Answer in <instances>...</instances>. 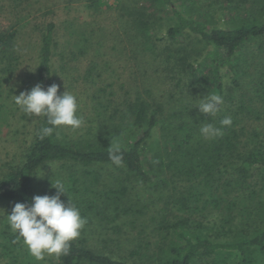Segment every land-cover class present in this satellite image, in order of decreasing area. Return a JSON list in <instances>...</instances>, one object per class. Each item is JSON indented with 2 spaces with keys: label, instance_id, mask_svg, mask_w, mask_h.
<instances>
[{
  "label": "trees",
  "instance_id": "16d2710c",
  "mask_svg": "<svg viewBox=\"0 0 264 264\" xmlns=\"http://www.w3.org/2000/svg\"><path fill=\"white\" fill-rule=\"evenodd\" d=\"M148 1L167 7L171 17L157 25L162 30L155 32V36L150 32L154 21L141 17L135 22L140 61L149 62L148 67L155 74L161 71L176 74L189 79L191 88H197L195 83H199L205 87L206 94L222 97L225 94L222 71L227 70L233 76V88L241 90L237 56L247 42L264 37V22L231 30H209L184 15L174 0ZM102 5L101 0L90 3L91 7ZM56 44L55 24L49 23L40 40L36 76L37 84L45 89L55 83ZM196 45H201L199 58L191 54ZM15 61L13 37L0 33V64L9 73ZM252 93L264 102V74ZM228 94V105L236 110L221 106L216 117L202 116L193 123L188 120L192 111L188 104L177 112L147 89L113 112L102 106L100 96L90 94L87 98L96 103L92 113L100 122L96 128L88 122L89 127L85 126L82 134L70 140L59 138L61 127L41 139L38 133L46 126V120L40 117L21 164L9 169L0 179V205L31 203L33 196L54 195V188L39 190L35 184L38 171L47 165L111 167L123 178L115 177L110 186L101 183L102 176L97 171L83 172V179L72 174L56 176L63 178L69 199L87 217L88 223L80 238L71 241L69 254L59 260L50 257L48 264H136L129 262V258L136 257L139 264H264V141H256L257 131L238 118L248 109L244 101L246 94L235 95V99L232 93ZM225 116H230L233 124L222 137L213 140L201 137L202 124L210 122L219 127L220 119ZM116 141L124 153L121 167L113 165L108 157L109 146ZM255 171H260L262 176L261 198L249 207L248 203L244 204L243 193L250 189ZM133 182L157 193L160 203L163 202V209H157L148 220L146 215L154 208L155 200L145 204L141 199L130 200L127 185ZM67 194L61 196L65 202ZM245 195L251 201L256 197L254 191ZM243 204L245 208H241ZM212 211L220 214L219 225L209 229L203 221L204 215ZM237 211L248 216L249 221L236 226ZM166 215L172 218L166 220ZM156 216L163 219L158 230L165 231V238L169 236L161 240H167L165 245L151 238L146 230V227L151 230L148 222L156 221ZM10 230L9 224L0 227V264H44L36 261L22 239L17 240ZM142 239L146 246L141 244ZM90 241L101 248H92ZM132 243L134 250L127 252ZM152 245L157 247L151 250ZM111 250L124 256L116 258Z\"/></svg>",
  "mask_w": 264,
  "mask_h": 264
},
{
  "label": "rangeland",
  "instance_id": "374dc122",
  "mask_svg": "<svg viewBox=\"0 0 264 264\" xmlns=\"http://www.w3.org/2000/svg\"><path fill=\"white\" fill-rule=\"evenodd\" d=\"M101 2L104 5L97 8L90 6L91 0H0V33L13 37L16 56L9 73L0 64V179L9 169L21 164L39 122L40 117H29L14 104L13 95L30 90L37 84L40 40L49 23L55 24L57 42L53 58L55 84L60 86V93L66 90L77 96L80 105L77 114L85 122L77 130L61 126L58 133L60 139L76 138L82 134L81 130L85 126L89 127L88 122L92 128H96L100 121L92 113L96 103L87 98L90 94L100 96L103 99L102 106L109 107L110 112H113L121 110L124 102L134 98L136 93L147 89L155 98L167 102L168 106L177 112L182 110L184 104H188L192 110L188 118L190 123L206 116L196 107L200 99L207 95L204 86L195 83L197 88H191L189 79L176 74L168 75L164 71L155 74L148 67L149 62H142L139 59L136 35L138 30L135 29V22L141 17L146 21H154L150 32L155 36V32L162 30L158 29L157 25L168 22L171 17L169 9L150 4L148 0H101ZM174 3L184 15L202 23L209 30H231L242 25L264 22V0H174ZM192 50L193 58H199L201 45H196ZM236 63L237 80L241 90L233 88L232 74L223 70L225 94L222 106L232 111L236 110L235 107L228 105V93H232L233 99L240 93L246 94L244 101L248 109L238 118H243L249 128L257 131L259 137L255 138L256 141H264V102L254 97L252 93L255 83L263 79L264 37L247 42L241 48ZM87 171H97L102 176L101 183L108 186L115 177L123 178L117 169L111 167L81 168L73 164L59 163L47 165L38 171L37 176L40 177L36 176L35 184L39 190L41 188L51 190L53 188L51 183L55 182L56 176L72 174L83 179V172ZM261 177L260 171L253 172L250 189L247 191L256 193L255 199H252L254 203L247 199L245 195L247 192L243 193V197L246 198L244 204L248 203L249 207L254 206L258 198H261ZM127 186L130 188V200L141 199L143 204L155 200L154 208L146 215L147 220L157 209H163V202L160 203L157 193L144 190L134 182ZM244 204L241 208L246 207ZM13 206L11 203L0 205V210H3L4 214L0 213V227L8 224L6 216L11 213ZM235 217L236 226L250 219L240 211H237ZM165 218L170 220L172 216L166 215ZM219 218L220 214L212 211L210 215H204L203 223L207 228L214 229L219 225ZM161 220L162 217L157 216L156 221L149 220L148 226L151 230L147 227L146 230L151 233V238L165 245L167 240L161 241L165 238V231L158 230ZM235 225L233 227H236ZM147 237L143 239L147 240ZM167 238L168 235L165 239ZM143 239L140 242L146 246ZM90 246L94 249L101 248L98 243L92 241ZM134 247L135 243H132L127 252L134 250ZM156 247L152 245L150 249ZM111 253L116 258L124 256V253L116 250H111ZM49 259L50 256H46L42 263L48 264ZM129 262L140 263L138 257L129 258Z\"/></svg>",
  "mask_w": 264,
  "mask_h": 264
},
{
  "label": "clouds",
  "instance_id": "9594fccd",
  "mask_svg": "<svg viewBox=\"0 0 264 264\" xmlns=\"http://www.w3.org/2000/svg\"><path fill=\"white\" fill-rule=\"evenodd\" d=\"M59 87L53 83L45 89L38 83L30 90L13 95L14 104L23 113L46 120V126L38 133L41 139L52 135L61 126L77 130L85 123L77 114L80 106L77 96L66 90L58 94ZM223 103L221 95L208 93L196 107L207 117H216ZM232 124V118L225 116L220 119L219 127L204 123L199 133L203 139L213 140L222 137ZM108 157L116 167L123 166L124 153L119 141L110 144ZM51 186L56 190L54 195H36L31 203H15L6 216L11 231L17 240L22 239L36 261H43L46 256L59 260L61 256L68 255L71 241L81 235V230L88 223L87 217L82 216L79 207L69 199L65 182L58 178ZM64 194L68 196L67 202L61 199ZM0 213L3 214V210Z\"/></svg>",
  "mask_w": 264,
  "mask_h": 264
}]
</instances>
